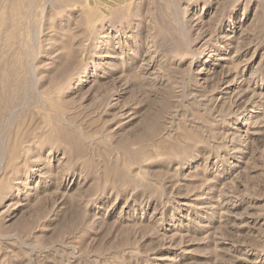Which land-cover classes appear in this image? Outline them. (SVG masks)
<instances>
[{
  "label": "rangeland",
  "instance_id": "1",
  "mask_svg": "<svg viewBox=\"0 0 264 264\" xmlns=\"http://www.w3.org/2000/svg\"><path fill=\"white\" fill-rule=\"evenodd\" d=\"M0 264H264V0H0Z\"/></svg>",
  "mask_w": 264,
  "mask_h": 264
}]
</instances>
